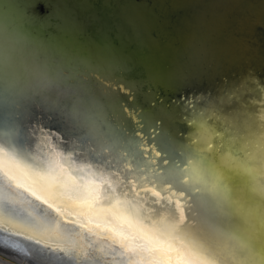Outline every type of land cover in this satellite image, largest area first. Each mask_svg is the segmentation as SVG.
Listing matches in <instances>:
<instances>
[{
    "label": "water",
    "instance_id": "water-1",
    "mask_svg": "<svg viewBox=\"0 0 264 264\" xmlns=\"http://www.w3.org/2000/svg\"><path fill=\"white\" fill-rule=\"evenodd\" d=\"M0 258L264 264V0H0Z\"/></svg>",
    "mask_w": 264,
    "mask_h": 264
},
{
    "label": "bare ground",
    "instance_id": "bare-ground-1",
    "mask_svg": "<svg viewBox=\"0 0 264 264\" xmlns=\"http://www.w3.org/2000/svg\"><path fill=\"white\" fill-rule=\"evenodd\" d=\"M0 264H15L14 262H11V261H7L6 259L3 260L0 258Z\"/></svg>",
    "mask_w": 264,
    "mask_h": 264
}]
</instances>
